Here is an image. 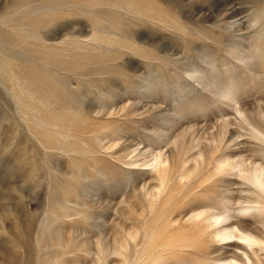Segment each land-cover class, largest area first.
<instances>
[{
  "label": "rangeland",
  "instance_id": "rangeland-1",
  "mask_svg": "<svg viewBox=\"0 0 264 264\" xmlns=\"http://www.w3.org/2000/svg\"><path fill=\"white\" fill-rule=\"evenodd\" d=\"M0 264H264V0H0Z\"/></svg>",
  "mask_w": 264,
  "mask_h": 264
},
{
  "label": "bare ground",
  "instance_id": "bare-ground-1",
  "mask_svg": "<svg viewBox=\"0 0 264 264\" xmlns=\"http://www.w3.org/2000/svg\"><path fill=\"white\" fill-rule=\"evenodd\" d=\"M83 2V1H82ZM95 38V37H94ZM226 234V233H225ZM234 235L233 234H231V233H229V234H226L225 236H224V239H230L231 237H233Z\"/></svg>",
  "mask_w": 264,
  "mask_h": 264
}]
</instances>
